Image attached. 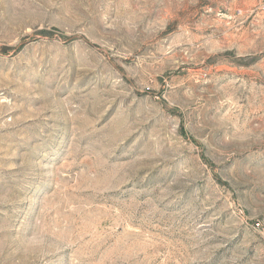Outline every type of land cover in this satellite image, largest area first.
<instances>
[{
    "label": "rangeland",
    "instance_id": "1",
    "mask_svg": "<svg viewBox=\"0 0 264 264\" xmlns=\"http://www.w3.org/2000/svg\"><path fill=\"white\" fill-rule=\"evenodd\" d=\"M256 1L0 0V264H264Z\"/></svg>",
    "mask_w": 264,
    "mask_h": 264
},
{
    "label": "built area",
    "instance_id": "2",
    "mask_svg": "<svg viewBox=\"0 0 264 264\" xmlns=\"http://www.w3.org/2000/svg\"><path fill=\"white\" fill-rule=\"evenodd\" d=\"M241 13V10H238ZM262 14L264 16V0H257L256 4L249 10L250 16H256Z\"/></svg>",
    "mask_w": 264,
    "mask_h": 264
}]
</instances>
